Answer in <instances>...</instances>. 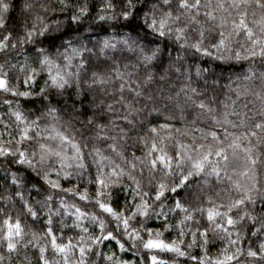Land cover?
<instances>
[{"label": "clouds", "instance_id": "9594fccd", "mask_svg": "<svg viewBox=\"0 0 264 264\" xmlns=\"http://www.w3.org/2000/svg\"><path fill=\"white\" fill-rule=\"evenodd\" d=\"M0 264H264V0H0Z\"/></svg>", "mask_w": 264, "mask_h": 264}]
</instances>
